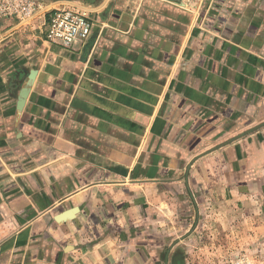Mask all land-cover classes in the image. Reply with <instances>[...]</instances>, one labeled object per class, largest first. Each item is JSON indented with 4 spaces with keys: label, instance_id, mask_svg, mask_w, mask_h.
I'll use <instances>...</instances> for the list:
<instances>
[{
    "label": "crops",
    "instance_id": "1",
    "mask_svg": "<svg viewBox=\"0 0 264 264\" xmlns=\"http://www.w3.org/2000/svg\"><path fill=\"white\" fill-rule=\"evenodd\" d=\"M38 1L0 22V264H190L228 214L264 243V0Z\"/></svg>",
    "mask_w": 264,
    "mask_h": 264
},
{
    "label": "rangeland",
    "instance_id": "2",
    "mask_svg": "<svg viewBox=\"0 0 264 264\" xmlns=\"http://www.w3.org/2000/svg\"><path fill=\"white\" fill-rule=\"evenodd\" d=\"M15 2L18 8L16 10L13 8L10 14L7 12L0 14V22L16 19L19 23L32 24L38 21L42 13L41 3L38 0H15ZM3 3L4 0H0V5ZM229 220V214L226 221L213 222L212 218L211 225L201 226L197 233L195 232L196 237L191 243L189 255L190 264H264V243L261 239L251 242L252 240L245 234L247 233L245 228H253L255 224L241 223L243 228L241 230L245 231L243 236V231L233 230L232 233L229 231L231 230Z\"/></svg>",
    "mask_w": 264,
    "mask_h": 264
},
{
    "label": "built area",
    "instance_id": "3",
    "mask_svg": "<svg viewBox=\"0 0 264 264\" xmlns=\"http://www.w3.org/2000/svg\"><path fill=\"white\" fill-rule=\"evenodd\" d=\"M0 5V14L12 13L18 8L15 0H4ZM16 3V4H15ZM89 9L63 7L56 10L49 22L47 40L51 43L69 48L76 43L86 41L92 35L96 23Z\"/></svg>",
    "mask_w": 264,
    "mask_h": 264
},
{
    "label": "water",
    "instance_id": "4",
    "mask_svg": "<svg viewBox=\"0 0 264 264\" xmlns=\"http://www.w3.org/2000/svg\"><path fill=\"white\" fill-rule=\"evenodd\" d=\"M27 95H28V89H27V88H24V89L22 90V92H21L20 100H21V101H24V100L26 99Z\"/></svg>",
    "mask_w": 264,
    "mask_h": 264
}]
</instances>
